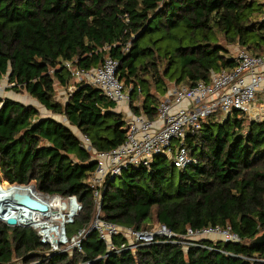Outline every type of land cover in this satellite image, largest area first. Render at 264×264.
Listing matches in <instances>:
<instances>
[{"label":"trees","instance_id":"obj_1","mask_svg":"<svg viewBox=\"0 0 264 264\" xmlns=\"http://www.w3.org/2000/svg\"><path fill=\"white\" fill-rule=\"evenodd\" d=\"M241 49L264 52V0H0V82L7 78L11 90L68 122L0 96V180L77 195L84 208L68 226L73 235L94 213L88 181L96 163L71 127L97 151L118 147L129 130L99 88L81 82L68 92L73 78L65 62L91 68L116 58L132 111L156 119L173 85L209 81L213 71L233 68ZM233 113L223 121L208 118L186 136L195 160L185 168L160 155L149 167L107 177L102 210L125 229L159 222L180 235L188 227L230 225L239 242L206 238L189 248L159 242L96 260L107 246L95 231L82 253L56 254L43 264H264V245L252 243L264 230V120ZM44 249L34 229L0 222V262L43 259Z\"/></svg>","mask_w":264,"mask_h":264},{"label":"built area","instance_id":"obj_2","mask_svg":"<svg viewBox=\"0 0 264 264\" xmlns=\"http://www.w3.org/2000/svg\"><path fill=\"white\" fill-rule=\"evenodd\" d=\"M65 66L75 82L68 86V92L74 91L76 84L83 82L99 88L116 103L130 101V89L125 88L117 76L119 61L116 58L107 56L101 65L91 68L80 67L73 61H66ZM263 83L264 52L258 55L241 49L236 56V65L233 68L213 71L209 81L201 80L193 85H173L161 100L156 119L144 114L135 115L128 123L129 131L125 142L118 147L97 151L90 145L89 138L84 136L85 147L97 161L88 181L92 188L94 213L90 224L73 235H69L68 226L75 222L84 208L77 195L50 194L36 190V186L32 184L8 182L11 187L32 188L31 196L46 204L47 209H33L19 204L14 194L22 192H14L13 205L8 206L7 211H3L0 205V222L10 227L34 229L45 249L42 253L43 259L25 261L22 257H17L0 264H43L45 259L56 254L82 253L85 240L95 231L107 246L106 254L96 260L126 250L135 252L139 247L159 242L172 241L184 248L200 246L201 239L213 236H219L225 242H239L241 237L233 232L230 225H212L201 229L188 227L180 235L159 222L151 229H125L105 219L102 193L107 177L115 178L131 166L149 167L154 158L160 155L169 156L175 167L185 168L195 160L190 156L186 136L200 131L208 118L223 121L235 110L243 114L250 113ZM9 218L16 219V223H8ZM120 235H124L126 239L117 243L116 238ZM90 263L92 261L68 264Z\"/></svg>","mask_w":264,"mask_h":264},{"label":"rangeland","instance_id":"obj_3","mask_svg":"<svg viewBox=\"0 0 264 264\" xmlns=\"http://www.w3.org/2000/svg\"><path fill=\"white\" fill-rule=\"evenodd\" d=\"M235 56H237V52L234 53ZM74 80L72 79L71 81V85L74 84ZM11 88V84L8 82L7 78L3 79L1 82H0V96L2 97H9V98H12V99H15L17 101H20L22 102L23 104H26V105H34L36 106L41 114H42V117H53L55 119H58L59 121H62V122H65L66 124H68L66 118L64 116H61V115H58V114H54L53 112L47 110L44 106H42L38 101H36L34 98H32L31 96H29L27 93L25 92H14L13 90L10 89ZM58 94L60 96V101H64L65 97H64V91L61 90L60 87H58ZM139 102H141V100H137L135 101V104H138ZM127 105H129L130 107V101L125 103ZM254 116V115H252ZM249 119H251V116H248ZM75 132L76 134H78L81 138L84 139V136L82 133H80L75 127H71ZM174 143H176V141H174ZM168 158H170L169 156H167ZM0 182H2L1 184H5V183H8L7 181L5 180H0ZM32 185H35L34 183H31ZM35 187V186H34ZM36 190H38L36 187H35ZM40 191V190H38ZM42 192V191H41ZM155 225V224H154ZM69 227H71V225H69ZM75 233V232H74ZM69 235H71L70 231H69ZM215 239L213 240H221L219 239L220 237L219 236H213ZM211 238V237H209Z\"/></svg>","mask_w":264,"mask_h":264},{"label":"crops","instance_id":"obj_4","mask_svg":"<svg viewBox=\"0 0 264 264\" xmlns=\"http://www.w3.org/2000/svg\"><path fill=\"white\" fill-rule=\"evenodd\" d=\"M114 111L119 112V113H124L125 119L127 121V125L130 122V120L136 115L132 111L131 107H129V105L125 103H122V104L116 103V108L114 109ZM246 115L251 116V119H250L251 121L264 120V83L262 84L260 90L257 93L256 102L254 104V107L252 108L251 112ZM231 116H235V114L232 113ZM157 223L158 222H156L155 224ZM210 239H215V238L211 237Z\"/></svg>","mask_w":264,"mask_h":264},{"label":"water","instance_id":"obj_5","mask_svg":"<svg viewBox=\"0 0 264 264\" xmlns=\"http://www.w3.org/2000/svg\"><path fill=\"white\" fill-rule=\"evenodd\" d=\"M93 162H97L93 158ZM14 198L19 204L25 205L27 207L33 208V209H39V210H46L47 205L41 203L40 201L34 199L30 194H25V193H15ZM8 223L10 224H15L16 219L14 218H9ZM252 243L254 245H264V230L259 233L255 238L252 240Z\"/></svg>","mask_w":264,"mask_h":264},{"label":"bare ground","instance_id":"obj_6","mask_svg":"<svg viewBox=\"0 0 264 264\" xmlns=\"http://www.w3.org/2000/svg\"><path fill=\"white\" fill-rule=\"evenodd\" d=\"M1 183V182H0ZM33 189L27 186L11 187L8 183L0 186V205L3 211L8 210V206L13 205L12 194L14 192H22L25 194H30Z\"/></svg>","mask_w":264,"mask_h":264}]
</instances>
